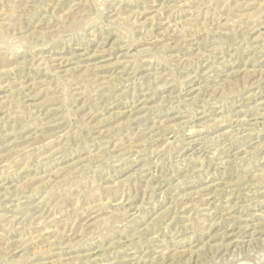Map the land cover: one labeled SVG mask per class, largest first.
Wrapping results in <instances>:
<instances>
[{"label": "rangeland", "instance_id": "rangeland-1", "mask_svg": "<svg viewBox=\"0 0 264 264\" xmlns=\"http://www.w3.org/2000/svg\"><path fill=\"white\" fill-rule=\"evenodd\" d=\"M0 264H264V0H0Z\"/></svg>", "mask_w": 264, "mask_h": 264}]
</instances>
